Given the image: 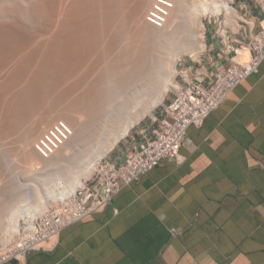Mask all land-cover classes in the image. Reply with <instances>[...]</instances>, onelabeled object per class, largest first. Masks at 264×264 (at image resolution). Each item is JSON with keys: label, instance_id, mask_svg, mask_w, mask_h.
I'll return each instance as SVG.
<instances>
[{"label": "bare ground", "instance_id": "bare-ground-1", "mask_svg": "<svg viewBox=\"0 0 264 264\" xmlns=\"http://www.w3.org/2000/svg\"><path fill=\"white\" fill-rule=\"evenodd\" d=\"M234 1L35 0L29 5L32 15L45 24L38 30L33 23L28 27L7 17L12 22L4 17L5 25L3 16H21L27 3L0 0V138L18 135L11 150L22 164L15 166L4 158L10 147H0L1 244L16 238V243L28 240L29 246L39 243L34 240L36 221L55 206L48 207L50 200L61 207L75 198L105 154L144 112L182 86L177 77L188 70L177 67V62L182 53L206 49L204 17L224 14L225 29H240L244 16L232 7ZM150 11L163 20L150 22ZM28 13L24 10L23 15ZM46 72L50 81L43 78ZM148 97L146 110L135 115V108ZM49 129L57 135L55 146L42 141ZM82 162L58 186L48 176L33 177L35 196L17 186L14 173L8 176V165L23 173L38 170L48 175L54 167L73 169ZM43 183L49 185L44 194L39 189ZM24 229L30 235L27 239L22 238ZM4 254L0 252V261Z\"/></svg>", "mask_w": 264, "mask_h": 264}, {"label": "crops", "instance_id": "crops-1", "mask_svg": "<svg viewBox=\"0 0 264 264\" xmlns=\"http://www.w3.org/2000/svg\"><path fill=\"white\" fill-rule=\"evenodd\" d=\"M207 44L210 72L227 56L249 57L225 54L214 34ZM4 264H264V60L202 126L189 127L180 160L164 159L65 228L53 249Z\"/></svg>", "mask_w": 264, "mask_h": 264}, {"label": "built area", "instance_id": "built-area-1", "mask_svg": "<svg viewBox=\"0 0 264 264\" xmlns=\"http://www.w3.org/2000/svg\"><path fill=\"white\" fill-rule=\"evenodd\" d=\"M235 4L234 1L232 7H237ZM155 8L167 14L160 6L155 5ZM261 9L262 14L257 16L251 15L250 9L246 10L237 32L230 27L225 29V25L220 24L214 33L220 39L225 54L231 51L236 56L248 51L246 60L227 56V64L217 66L213 72L202 59L196 61L200 68L192 65L184 67L182 70L188 71L181 74L182 86L173 91L161 115L149 127L136 130V135L141 136L140 141L131 145L119 159L103 160L75 198L66 201L61 207L52 206L51 211L36 221L34 240L39 242L36 246H29L28 240L24 243L14 241L0 264L5 263L6 259L22 261L34 250L53 249L65 228L104 210L122 189L157 167L164 159L180 160L189 127L202 126L243 80L258 71L264 60V5ZM149 14L150 22H154V18L163 20L154 11ZM55 129L60 131L58 126ZM48 132L52 136L47 137V133L42 141L55 146L57 135L54 129ZM26 230L22 232L23 239L30 236Z\"/></svg>", "mask_w": 264, "mask_h": 264}, {"label": "rangeland", "instance_id": "rangeland-1", "mask_svg": "<svg viewBox=\"0 0 264 264\" xmlns=\"http://www.w3.org/2000/svg\"><path fill=\"white\" fill-rule=\"evenodd\" d=\"M19 1V3H23L22 5H24V3L26 4H28V7H27V4L26 5H24L23 6V9L24 8H26L28 11L30 10V6L29 5H31V2H33V1H35V0H18ZM21 1H23V2H21ZM31 1V2H30ZM236 1V3H237V7L241 10L242 8L244 9L242 12L243 13H245V11H246V9L248 10V9H260L261 7H262V5H264V0H235ZM30 3V4H29ZM26 9H24L25 10V12H26V14L28 13L27 12V10ZM24 10H22L23 12H22V14H21V16L20 15H16V17L15 16H13V15H10V14H5V16H3V18L1 19V20H3V21H5V25L7 24V23H11L12 21L10 20V22H7V18H12V20L14 21H17V23H19V24H21V23H23V24H27L28 25V27H32V26H30V25H35V27H37V29L39 30V29H42L43 27H42V25H45V24H42V23H37L36 21H38L39 19H37L36 17H33V12L30 10L29 11V13H28V15H26V16H24L23 14H24ZM22 15H23V17H22ZM30 16V17H29ZM212 15H207V16H205L204 17V22H205V25H206V34H205V40H206V43L208 42V38L210 37V35L211 34H214L217 30H218V28L220 27V24L223 26V25H225L226 23H225V16H224V14H221L220 16H218V17H215V16H212ZM7 19H5V18ZM1 18V17H0ZM14 18V19H13ZM19 18V19H18ZM31 18V19H30ZM17 19V20H16ZM32 19H34L33 21H32ZM35 19H37L36 21H35ZM8 20V21H9ZM20 20V21H19ZM217 20V21H216ZM7 22V23H6ZM33 23V24H32ZM36 23V24H35ZM25 24V25H26ZM40 24V25H39ZM233 31V30H232ZM220 32L222 33V29H220ZM217 39L218 40H220L218 37H217ZM208 53H209V51H208V44H207V47H206V49L205 50H203V51H199V52H196V53H194V52H191V53H189V52H185V53H182L181 54V58L178 60V62H177V67L180 65V69H183L184 67H187V66H189V65H192V67H194V68H196V67H198V68H200V65L199 64H197L196 63V61L197 60H200V59H202V61L203 62H205L204 61V59H205V56H206V54L208 55ZM206 63V62H205ZM202 66H204L203 64H202ZM31 74H34V73H31ZM50 74L48 73V72H46V73H43V78L44 79H48L49 81L51 80L50 78ZM177 81H178V83L179 84H181L182 83V78H181V76H178L177 77ZM175 83H176V81H175ZM172 89V87L170 88V90ZM169 90V91H170ZM3 95L5 96V89H3ZM2 95V96H3ZM172 95H173V90L171 91V92H169V94L167 93L166 94V97H165V99L163 100V102H161L160 104H158L157 106H155L150 112H144L145 110H146V107H147V105H148V103L150 102V97H148L145 101H143V103H141L140 105H138V107H137V109L135 108V110H134V114L136 115V114H140V113H142V112H144V115L141 117V119L130 129V131H129V133H128V135H126V136H124L115 146H114V148L111 150V151H109L108 153H106L105 154V156L102 158L103 160H105V159H110L111 161H115V158H114V156L113 155H116L117 153V150L120 148V147H123V146H125L126 145V142L127 141H129L130 140V144H129V147H131V139L134 137L135 138V142L134 143H137V142H139L140 141V139H141V136L139 135H135L136 134V130H139V129H144V128H147V127H149V125H151V124H149V123H152L153 122V117H156V116H158V115H160V113L163 111V109H164V106L166 105V104H168V102H169V100H170V98L172 97ZM3 96V97H4ZM5 98V97H4ZM4 98H2V99H4ZM144 105V106H143ZM141 108H140V107ZM140 108V109H139ZM143 109H144V111H143ZM138 110V111H137ZM139 110H140V113H139ZM135 112H137V113H135ZM60 123V122H59ZM50 130V129H49ZM21 131V130H20ZM19 131V132H20ZM21 133H22V131H21ZM17 137H18V135H16V133L15 134H11V135H9V137L8 138H4V139H2V138H0V147H5V145L6 146H8V147H10V148H8V149H6L5 150V154H4V158H5V155H6V157L8 158V159H11V163H14V165L16 164V163H19L20 165H22L21 164V159H20V157L19 156H14L13 155V152H12V147H13V145H12V143L14 144V142L17 140ZM16 144V143H15ZM14 147H15V145H14ZM124 148H126V147H124ZM126 150V149H125ZM7 159V160H8ZM101 159V160H102ZM4 160V159H3ZM13 160V161H12ZM15 160V161H14ZM16 162V163H15ZM1 163V162H0ZM5 163V161L3 162V164ZM3 164L1 165V167L3 166ZM8 164V163H7ZM84 164H83V162L81 163V164H73V169H64L63 167H54L53 169H52V171L50 172V174H48L47 175V173H43V172H41V171H38V170H36V171H34V172H22L18 167L17 168H13V165H8L9 166V169H11V170H9V172L10 173H8V176H12L13 175V173L15 174V179H16V184H17V186H19V188L21 187L22 189H24V190H26V191H28V192H30V194H33V190H32V187L33 186H31V182L32 181H34L33 180V177H37V175L38 176H42V177H44V178H46L47 176H48V178L50 177V179H51V183L53 184V185H56V186H58V185H61V184H63V183H66V181H68L70 178H71V176L73 175V172H76L78 169H80L82 166H83ZM5 166V165H4ZM16 166V165H15ZM21 168H23V166H20ZM11 172H12V174H11ZM94 172V171H93ZM92 172V173H93ZM91 173V174H92ZM90 174V175H91ZM87 179V178H86ZM52 185V186H53ZM47 186H49V185H47V184H41L40 185V187H39V189H41L40 191H41V193L42 194H44L45 193V191L47 190L45 187H47ZM52 190H54V189H52ZM2 195V194H1ZM33 196H35L34 194H33ZM51 202H49V205H48V207L50 206V205H58V202L59 201H52V200H50ZM23 224V220H21V225ZM17 239V238H16ZM16 239L14 240H12V241H10L9 243H7L6 245H4V244H1L2 242H0V249H2V251H0V252H4V253H7L8 252V249L7 248H9V247H7L8 245H10L12 242H14V241H16ZM4 264V263H3Z\"/></svg>", "mask_w": 264, "mask_h": 264}, {"label": "clouds", "instance_id": "clouds-1", "mask_svg": "<svg viewBox=\"0 0 264 264\" xmlns=\"http://www.w3.org/2000/svg\"><path fill=\"white\" fill-rule=\"evenodd\" d=\"M262 6H263V5H262ZM261 8H262V7H261ZM243 14H244V13H243ZM161 113H162V112H161ZM160 115H161V114H160ZM153 121H154V120H153ZM150 124H151V123H150ZM139 130H142V129H139ZM135 135H136V134H135ZM136 136H137V135H136ZM133 144H134V143H133ZM133 144H132V145H133ZM129 148H130V147H128L127 149H129Z\"/></svg>", "mask_w": 264, "mask_h": 264}]
</instances>
